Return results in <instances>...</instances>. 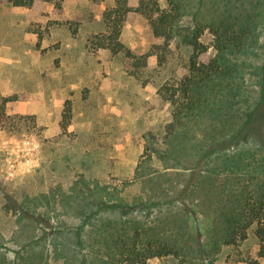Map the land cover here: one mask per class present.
Returning <instances> with one entry per match:
<instances>
[{"label": "rangeland", "instance_id": "374dc122", "mask_svg": "<svg viewBox=\"0 0 264 264\" xmlns=\"http://www.w3.org/2000/svg\"><path fill=\"white\" fill-rule=\"evenodd\" d=\"M116 1L63 0L61 10L0 2V103L9 100L10 117L0 126V264H126L118 242L135 236L194 247L186 262L144 264H264L252 234L205 259L195 245L218 230L222 188L245 184L264 159V0H232L228 12L254 31L225 56L206 102L178 119L166 97L188 68L184 39L203 26L200 58H217L208 25L223 0H174L181 16L166 49L130 12L119 40L149 54L145 65L94 48Z\"/></svg>", "mask_w": 264, "mask_h": 264}, {"label": "trees", "instance_id": "16d2710c", "mask_svg": "<svg viewBox=\"0 0 264 264\" xmlns=\"http://www.w3.org/2000/svg\"><path fill=\"white\" fill-rule=\"evenodd\" d=\"M63 0H0L11 7L36 8L42 3H52L56 9L61 10ZM135 5L130 6L129 0H117L115 6L104 12L105 29L102 34L97 35L94 48L110 49L113 54L125 52L128 58L134 60L135 64L145 65L149 54L136 56L125 50L119 37L121 28L126 16L134 12L143 16L150 25L155 38L162 41L161 47L166 49L169 43L177 35L176 24L181 16L179 4L174 0H168V8L162 9L158 0H134ZM217 2V1H216ZM263 2V0H262ZM219 3V2H217ZM232 0H223V16L215 22L209 23V32L212 34L213 47L217 50V58L203 60L200 56L207 50L200 41L204 33V27L198 26L185 37V42L192 47V54L183 81L179 86L173 88V92L166 97V101L175 106L174 119L190 115L206 102L208 90L217 88L218 83L229 67L225 56H230L241 51L245 40L251 35V25L249 17L233 15L228 12ZM228 13V14H226ZM220 15V14H219ZM220 17V16H219ZM179 35V33H178ZM164 59H160V64ZM162 90V89H161ZM184 96L185 102L181 104L178 96ZM165 96V95H164ZM9 100L4 99L0 103V126H3L10 117L5 111V105ZM70 106L66 107V114H69ZM69 116V115H68ZM67 117V116H66ZM256 171L247 176L245 184L238 188L227 190L222 188L219 198V213L215 231V236H198L196 238V250L203 259L213 252H217L222 245L231 246L240 244L248 239L252 234L259 245L258 256L264 258V159L257 161ZM198 234H202V226L197 224ZM121 254L124 256L126 264H144L153 257L174 255L181 260L188 258L189 252L194 251V247L189 245L177 246L167 240L153 239L144 241L143 238H129L118 242ZM210 246L211 251H206L205 247ZM184 249H187L184 252ZM191 249V250H190ZM249 264H260L256 259H249ZM115 264V263H113Z\"/></svg>", "mask_w": 264, "mask_h": 264}]
</instances>
